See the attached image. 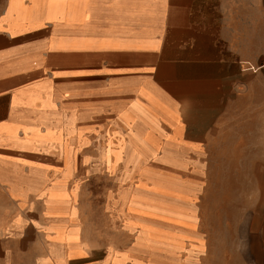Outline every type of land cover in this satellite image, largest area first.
I'll list each match as a JSON object with an SVG mask.
<instances>
[{
	"label": "crops",
	"instance_id": "crops-1",
	"mask_svg": "<svg viewBox=\"0 0 264 264\" xmlns=\"http://www.w3.org/2000/svg\"><path fill=\"white\" fill-rule=\"evenodd\" d=\"M106 98L127 137L74 128L96 113L72 102ZM92 133L113 170L125 147L127 163L164 148L182 169L251 162L259 178L264 0H0V264H197L198 221H119L127 198L73 148Z\"/></svg>",
	"mask_w": 264,
	"mask_h": 264
},
{
	"label": "rangeland",
	"instance_id": "rangeland-1",
	"mask_svg": "<svg viewBox=\"0 0 264 264\" xmlns=\"http://www.w3.org/2000/svg\"><path fill=\"white\" fill-rule=\"evenodd\" d=\"M69 108L78 114V118L85 112L96 113L90 115L94 117L75 120L76 130L84 131L93 125V129L103 133L112 129L125 137L128 135L127 130L117 123L116 101L113 99L77 100ZM84 144L82 147L73 145L79 164L83 166L82 161L88 159L87 163L84 162L85 170L106 176L103 181L107 187L113 188L114 195L121 193L127 198L114 212L119 221L132 218L151 219L158 223L168 219L188 221L193 226L198 221L207 244L202 235L198 244H191L190 252L201 255L197 264H264V174L258 173L259 178L255 177L256 163L202 162L182 169L167 157L171 153L164 148L127 163L125 147L118 167L113 170L102 161L103 151L109 146L100 133L89 135ZM261 165L264 171V163ZM158 181L185 183L194 188L195 195L175 193L176 196L171 194L173 192L158 190L154 187ZM194 205L196 211L193 213ZM177 208L187 210L195 218L165 211ZM140 224V230L148 226ZM173 234L182 236L176 232ZM174 247L184 249L183 242L171 248Z\"/></svg>",
	"mask_w": 264,
	"mask_h": 264
}]
</instances>
